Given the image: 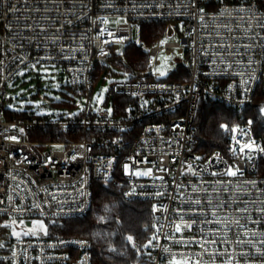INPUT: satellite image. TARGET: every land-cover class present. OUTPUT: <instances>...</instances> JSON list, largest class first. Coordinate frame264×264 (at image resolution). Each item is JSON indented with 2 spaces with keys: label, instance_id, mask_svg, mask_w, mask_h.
Instances as JSON below:
<instances>
[{
  "label": "built area",
  "instance_id": "built-area-1",
  "mask_svg": "<svg viewBox=\"0 0 264 264\" xmlns=\"http://www.w3.org/2000/svg\"><path fill=\"white\" fill-rule=\"evenodd\" d=\"M161 22L163 35L143 44L141 25ZM132 43L147 68L113 57ZM162 55L171 58L166 79L154 73ZM109 61L130 77L96 109L107 73L96 70ZM38 66L62 69L69 113L5 119L9 82ZM115 97L130 100L123 114L108 110ZM203 98L241 118L248 108L264 114V0H0V264H93L89 240L13 231L84 217L95 182L152 204L150 264H264V139L241 119L226 125L227 145L203 157ZM49 129L53 140L30 139Z\"/></svg>",
  "mask_w": 264,
  "mask_h": 264
},
{
  "label": "trees",
  "instance_id": "trees-1",
  "mask_svg": "<svg viewBox=\"0 0 264 264\" xmlns=\"http://www.w3.org/2000/svg\"><path fill=\"white\" fill-rule=\"evenodd\" d=\"M166 23H149L141 25L140 39L149 46L163 35ZM125 59L135 69L149 66L147 52L136 44H129L125 49ZM121 66V65H119ZM122 67V66H121ZM105 67L98 66L97 74L104 72ZM179 75L170 77L179 81ZM128 98L115 97L114 113L123 114L125 101ZM25 113L13 114L5 111V119L23 117ZM241 118L236 111L221 104L203 98L195 122V151L208 157L228 143L225 132L227 124L252 120L255 132L264 139V114L258 108H248ZM53 129L45 133L30 135L38 141L53 140ZM60 140L67 137L59 136ZM258 175L264 176V155L259 164ZM154 217L152 204L147 201H130L118 186H105L100 182L93 184V205L82 218L53 221L49 224L50 237H70L89 240L92 244L93 264H150L151 246L154 234ZM137 243L138 248L132 246Z\"/></svg>",
  "mask_w": 264,
  "mask_h": 264
},
{
  "label": "rangeland",
  "instance_id": "rangeland-1",
  "mask_svg": "<svg viewBox=\"0 0 264 264\" xmlns=\"http://www.w3.org/2000/svg\"><path fill=\"white\" fill-rule=\"evenodd\" d=\"M115 23H117V21L108 20V24ZM125 49L126 46H121L119 49L113 50V57L116 61L119 62L125 59ZM160 61L161 65L157 68L161 71H165L166 74L160 75L156 71L157 68L154 69V73L166 79L169 77V73L171 71V58L169 56L162 55L160 57ZM118 62L109 61L101 65L106 68L107 73H102V78L99 84L95 86L92 101L93 104L96 105V109L106 105L109 88L114 81L121 78L128 79L130 77L129 73L117 64ZM122 74L123 77L120 76ZM178 78L181 80L180 76H178ZM64 81L62 69L57 66H38L26 69L23 73L18 75L15 80L9 82L8 84V92L11 99L7 105L8 111L15 115L28 113L51 118L69 113L68 108L72 102L71 98L73 97L69 90L65 87ZM127 101L128 100H126L125 103H127ZM108 110H111L110 112L113 113V100L108 103ZM72 139L76 138L69 137L66 140ZM31 140L36 141L34 139ZM40 140L41 139H39L38 142H43ZM52 222L34 220L32 226H24L23 228L18 226L21 231L16 230V232L20 233L19 235L22 237L49 236L51 235L49 232V224ZM172 264H183V261L173 260Z\"/></svg>",
  "mask_w": 264,
  "mask_h": 264
},
{
  "label": "snow or ice",
  "instance_id": "snow-or-ice-1",
  "mask_svg": "<svg viewBox=\"0 0 264 264\" xmlns=\"http://www.w3.org/2000/svg\"><path fill=\"white\" fill-rule=\"evenodd\" d=\"M163 43V42H162ZM156 71L160 74V75H165L166 74V72L165 71H161L159 68H157L156 69ZM105 91H106V89H105ZM111 110H109V112H110ZM222 127H226V126H222ZM13 139H15L14 137H13ZM262 150H264V149H262ZM13 223H15V222H13ZM13 235L14 236H19V233L18 232H16L15 230L13 231Z\"/></svg>",
  "mask_w": 264,
  "mask_h": 264
},
{
  "label": "water",
  "instance_id": "water-1",
  "mask_svg": "<svg viewBox=\"0 0 264 264\" xmlns=\"http://www.w3.org/2000/svg\"><path fill=\"white\" fill-rule=\"evenodd\" d=\"M27 224H28V225H31V222H28Z\"/></svg>",
  "mask_w": 264,
  "mask_h": 264
},
{
  "label": "crops",
  "instance_id": "crops-1",
  "mask_svg": "<svg viewBox=\"0 0 264 264\" xmlns=\"http://www.w3.org/2000/svg\"><path fill=\"white\" fill-rule=\"evenodd\" d=\"M121 77H123V74L122 75H120ZM122 79V78H121Z\"/></svg>",
  "mask_w": 264,
  "mask_h": 264
}]
</instances>
